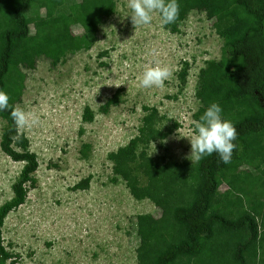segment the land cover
Segmentation results:
<instances>
[{
  "label": "rangeland",
  "instance_id": "1",
  "mask_svg": "<svg viewBox=\"0 0 264 264\" xmlns=\"http://www.w3.org/2000/svg\"><path fill=\"white\" fill-rule=\"evenodd\" d=\"M127 5L116 0L112 15L103 11L90 50L67 55L55 68L39 59L25 71L16 107L34 112L39 123L18 134L38 167L24 204L1 228L14 264H138L137 218L162 213L149 199L133 198L110 155L136 139L144 117L164 136L136 145V154L145 151L158 166L195 161L186 157L201 105L200 74L220 61L224 40L205 11L190 10L171 31L158 12L151 24L135 28ZM156 65L169 67L171 77L163 87H141L146 67ZM117 90L118 103L104 113ZM4 125L0 119V133ZM22 166L0 150V207L11 200Z\"/></svg>",
  "mask_w": 264,
  "mask_h": 264
},
{
  "label": "trees",
  "instance_id": "2",
  "mask_svg": "<svg viewBox=\"0 0 264 264\" xmlns=\"http://www.w3.org/2000/svg\"><path fill=\"white\" fill-rule=\"evenodd\" d=\"M178 3L179 17L168 29L174 31L190 10H202L224 40L220 61L200 74L196 120L212 103L219 104L223 119L237 129V147L229 164L213 153L192 165L158 166L145 151H133L138 144L148 146L164 136L152 129L149 115L136 139L110 155L114 173L133 198L149 199L162 213L158 219L137 218V262L264 264V0ZM115 5L116 0H0V90L10 96V108L0 111L5 123L0 150L23 164L11 185V200L0 207V264H14L3 246L1 228L5 217L24 204L38 167L10 114L21 101L25 71L34 70L39 59L55 68L67 55L90 50L103 11L110 16ZM118 95L117 90L107 100L104 113L118 103ZM84 119H92L87 110ZM223 184L227 188L220 192Z\"/></svg>",
  "mask_w": 264,
  "mask_h": 264
},
{
  "label": "clouds",
  "instance_id": "3",
  "mask_svg": "<svg viewBox=\"0 0 264 264\" xmlns=\"http://www.w3.org/2000/svg\"><path fill=\"white\" fill-rule=\"evenodd\" d=\"M127 6L132 12L131 21L135 28L151 24L153 13L156 12L162 16L164 24L174 23L178 19L180 11L178 0H128ZM171 75L172 71L167 66H149L142 74L140 85L146 89L163 87ZM9 101L10 96L0 90V111L10 108ZM221 113L220 105L212 103L200 120L195 122L196 134L190 138L191 153L186 157L187 159L200 160L217 153L221 162L231 163L234 150L237 147L234 141L238 138V133L231 121L222 119ZM10 114L17 131L31 128L39 123L34 112L25 111L20 107L12 108ZM15 139L17 137H13V140ZM162 142L167 143L166 140Z\"/></svg>",
  "mask_w": 264,
  "mask_h": 264
}]
</instances>
